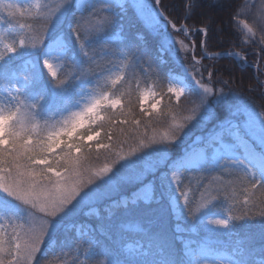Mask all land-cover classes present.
Segmentation results:
<instances>
[{
    "label": "snow or ice",
    "instance_id": "obj_1",
    "mask_svg": "<svg viewBox=\"0 0 264 264\" xmlns=\"http://www.w3.org/2000/svg\"><path fill=\"white\" fill-rule=\"evenodd\" d=\"M127 3L128 0H62L57 7L49 8L37 0L33 7L43 21L39 30L23 25L29 32L20 37L13 35L11 42H5L0 35V80L9 85L0 102V264H39L37 257L46 241L57 237L66 218L79 214L90 203L112 201L118 209L121 203L138 206L167 199L173 202L177 215L195 219L193 200L197 193L200 205L196 211H201L221 198L235 200L238 187L247 193L264 189V112H257L247 101L234 103L231 89L226 92L224 87H216L217 83L226 87L228 82L216 78L218 70L214 65L202 63L205 57L216 60L222 55H238L206 50L210 31L213 36L224 33L223 21L219 29H198L205 50L199 59L192 56L195 71L183 79L170 80L166 93L141 90L135 71L128 75L131 62L127 57L110 47L96 48L101 41L110 44L117 29L123 33L121 18ZM131 5L136 23L145 32L161 35L159 25L165 26L162 49L171 36L167 32L169 25L176 32H188L186 26L178 28L168 19L162 0H131ZM0 11L13 19L25 15V10L16 4L0 3ZM28 11L32 13V9ZM239 15H230L229 23L235 21L252 43L259 33V42L264 44V7L259 15H251L252 23L238 19ZM0 23L11 25L12 21L0 17ZM138 38L143 40V36ZM179 43L183 45V41ZM22 49L40 53L42 66L52 78L51 86L63 94L66 104L71 105L68 85L73 82L81 84V92L87 94L89 102L77 110H72L76 105L66 108L67 115L60 120H38L39 113L34 110L39 105L27 102L28 90L39 79L38 65L33 64L30 73L25 70L20 74L23 66L14 67L6 59ZM77 54L80 63L74 62ZM66 67L72 69L71 75L63 78ZM150 70L151 64L145 71ZM165 95L168 104L164 103ZM188 95H195L194 107L187 110L190 114L180 117L183 122H177L172 105L180 109L182 98ZM217 106H223L227 115L219 116ZM161 118L171 120L170 132L159 138L145 135L127 152L116 151L127 139H134L142 125L147 132L145 121ZM200 123L211 124L212 131L198 138L199 146L179 157L171 155L167 145L182 141L191 132L190 125ZM93 151L95 159L100 154L105 160L115 158L94 169ZM213 172L226 173L231 179H209ZM122 193L128 194L123 201L117 198ZM243 203L251 201L245 197ZM8 205H14L15 210L6 212ZM37 211L43 215L38 217ZM260 214L264 216V212ZM244 218L230 216L209 223L230 228L233 219ZM208 252H189L193 258L188 264H223L203 259ZM259 254V264H264V246ZM251 255L238 252L239 259H230L228 264H253ZM111 264L121 262L113 260ZM126 264L141 262L133 257ZM163 264L182 262L169 259Z\"/></svg>",
    "mask_w": 264,
    "mask_h": 264
},
{
    "label": "trees",
    "instance_id": "obj_2",
    "mask_svg": "<svg viewBox=\"0 0 264 264\" xmlns=\"http://www.w3.org/2000/svg\"><path fill=\"white\" fill-rule=\"evenodd\" d=\"M249 2L250 0H162V3L166 4V8L163 9L165 15L173 22H176L177 26L183 25L190 30L195 42L196 53L199 57L203 54L205 49L201 47V40L203 38L198 29L205 27H209L213 30L219 29L221 27V21H223L224 33L213 36L212 31L209 32L210 38L207 41V52H241L245 55L247 61L258 66L260 65L261 69L257 72L250 66L241 67L233 57L226 55H222V57H218L216 60L204 58L202 63L214 65L218 70L216 78L228 82L226 87L222 83H217L216 87L217 89L224 87L226 92L231 89L234 93L232 97L234 103H237V101H247L258 111L264 112V92L262 93V90H264V86L262 85V81H264V52L261 51V49H264V44L259 42V33L257 37L254 38L256 42L252 43L247 41L245 34L236 26L235 21L231 24L229 23V17L234 12L240 13L238 19H249L250 23L253 22L251 15L254 12H241L244 5ZM130 11L131 12H127L126 15L122 16V23L124 25V31L122 33L123 39L121 41L111 40V43L108 45H104L103 41H101L96 45V48L101 50L105 46L110 47L122 53L124 57H127L131 62L128 75L131 76L132 72L135 71L136 80L139 82L141 90L153 86L157 92L166 93L170 74L173 72L175 66L169 65L160 59L158 44L148 34H144V29L136 23L134 12L132 10ZM117 31L120 30L117 29L113 32L112 37ZM139 36H143V40H140L138 38ZM0 47H2V45ZM6 59L10 65H14V67L19 66L17 56ZM73 59L74 62H82L78 54L75 55ZM187 59L192 60L191 57H187ZM149 64H151V70L145 71V69H148ZM71 71V68H64L63 76L66 75V72L71 75ZM49 81V77H46L41 83L36 82L35 85L28 90V100H30L31 103L38 104L39 110H43L51 103L53 105L59 103L55 102L53 98V91L55 88L51 86ZM80 87L81 84L79 82L70 83L68 85V99L77 94ZM8 90V81L0 80V102H3V97ZM13 95H15V93H13ZM40 97H43V99L40 100ZM69 100L71 101V99ZM195 100V95L187 97L181 101L180 109H176L173 104V111L190 114L187 110L194 107L193 102ZM164 103L168 104L166 95L164 97ZM5 106L6 108L11 107V105ZM134 111H138V109H134ZM217 114L221 117L227 115L223 106H217ZM144 123L147 124L146 133L150 136L163 134L167 128L170 127V125H167L162 119L152 121L151 123L145 121ZM190 127L191 132H194L195 135H203L206 132L209 133L212 131V125L209 123H200L194 126L190 125ZM143 133H145V130L142 125L138 135L134 139H127L126 143L120 148L135 144L138 136L144 138ZM179 147L178 145H173L172 147L171 144L172 151L174 152V154H172L173 156L179 152ZM120 148H117V150ZM191 175L196 176L197 174L192 173ZM220 176H222L224 180L231 179L226 173L222 172H213L208 178L211 179L212 177ZM194 183L195 180H193V184ZM184 184H187L186 179ZM246 194L247 192L244 191L243 187H238L235 200L221 198L216 201L214 209L218 212L229 210L231 217L244 215V219H233L235 235H222L224 240L223 244L228 246L231 250L239 248V252H251L252 255L250 259L253 261V264H259L261 259L259 250L264 246V241L255 237L250 240L247 236L250 230H252V233L255 235L258 228L260 229L254 220L255 216H261V219L264 221V216L260 214L264 212V203H262V201H264V189L257 188L253 190L250 197L246 196ZM245 197H248L251 201L250 204L245 205L243 203ZM199 198V194L197 193L193 200L194 212ZM134 207L137 208L132 210L135 214L146 215L147 217L151 216L152 219L150 221H156V224H149L146 226V228L153 227L156 230L144 233L127 231L121 233V231L118 232L119 228H117L116 218L114 224H112L113 221L108 220V217L102 216L100 220L95 223V226L100 228L105 235L104 237L94 240V243H97L99 246L98 248L95 246L98 249L97 251L100 252L101 250L104 251L105 249L113 248L114 252L125 261L135 257L141 264H163L164 261L169 259L182 262V264H188V261L185 260L180 252V244H178L175 239V233L173 231L174 224L166 208L155 203L150 205L142 203ZM188 218L194 220L191 217ZM256 235H260V233ZM153 238L154 240H152ZM136 239H143L146 245L153 244V241H161V243L165 245V249L163 250L164 254L161 255L160 250L155 247H152V249L149 248L148 254L142 257L126 255L119 251V245H126L128 242L135 241ZM168 245H173V247H168V249L166 247ZM91 246L93 245H87L80 241L76 237V234L72 231L70 232V230L63 233L60 232L56 237L55 243L46 251V255L41 256L38 261L39 264H72L79 253ZM153 246H155V244H153ZM99 259L100 257L97 256L91 257L89 263L94 264L98 262Z\"/></svg>",
    "mask_w": 264,
    "mask_h": 264
},
{
    "label": "rangeland",
    "instance_id": "obj_3",
    "mask_svg": "<svg viewBox=\"0 0 264 264\" xmlns=\"http://www.w3.org/2000/svg\"><path fill=\"white\" fill-rule=\"evenodd\" d=\"M36 2L37 0H0V3L16 4L19 5L21 9L25 10L24 16L17 15L14 19L9 18L6 12L0 11V17H3V19L5 20L11 19L12 21L11 25L7 23H0V35H3L5 37V42H11L13 35H15L16 37L26 35L29 32V28L22 27L23 25H30L34 31L40 29L43 21L41 17L38 14H36L35 9L33 7L36 4ZM40 3L42 5H47L49 8H55L62 3V0H40ZM247 5H249V7L247 9L243 8L241 12H254L256 15H258L261 8L264 7V3H262V0H250V2L247 3ZM29 9H32L31 14L28 11ZM130 10H132L133 12L135 11L131 5V0H128V3L126 4V8L125 11L122 13V16L126 15L127 12H131ZM121 19L123 21V18ZM12 25H15V27H12ZM177 27L180 28L184 26L182 25ZM159 31L162 33L161 35H154L151 32H145V31L144 34H148L158 44V50H159L158 52L160 59L169 65L171 64L175 66L173 72L170 74L169 82L170 80L176 77L183 79L185 75H188L191 72L195 71V69L192 68V64L194 63L192 56L195 55L197 59H199L200 57L196 53L197 51L196 47L193 48L194 39L190 33V30L188 29L187 33L176 32L169 25L167 28V32L170 33L171 36L168 38V42L165 43L163 49L161 48V44L165 40V37L163 35V33L165 32V26L163 24L159 25ZM122 39H123V35L120 31H117V33H115L114 36L112 37V41H121ZM180 41H183V45L179 43ZM189 49H191V51H189ZM234 53H238V55L231 57H233L238 62L239 66L241 67L250 66L252 69H254L257 72L261 69L260 65L259 66L255 65L254 63H250L249 61L246 62L241 61L243 60L242 57H245L243 53L241 52H234ZM16 56L18 57L19 60V66L21 65L23 66L20 74H24L25 70L30 73L32 65L37 64L39 67V79L37 82L41 83L46 77H49L50 80L52 79L51 76L48 74L47 69L43 68L42 59L40 53H38L37 50L34 49L33 51H29L22 49L17 54H14L11 57H16ZM187 57L188 58L191 57L192 60H188ZM205 58L209 59L208 57ZM63 70H62V76H63ZM68 76H70V74L66 72V75H64L63 78H67ZM262 85L264 86V81H262ZM193 86H195L194 82H193ZM147 88L155 89L153 86ZM263 92L264 90H262V93ZM190 96L192 95H188L187 97ZM53 98L55 99V102H59V103L55 105L51 103L43 110H39V109L34 110L35 112L39 113L37 115V119L40 120L41 122L43 121V119L60 120L63 116L67 115L66 108L70 107L71 105H76V107H73L72 110H77V107H83L85 103L89 102L87 94L82 93L81 89L77 92V94L69 98L71 99V105L65 103L63 99V94L58 89H54ZM184 99L185 98H182V100ZM27 102L31 103L30 100H28ZM241 102L243 101H237V103H241ZM256 111L260 112L257 109ZM176 113L178 116L177 122H183L182 119H180V117H182L183 115H188L187 113H182L178 111H176ZM166 123L167 125H170V127H168L165 132H170V130L172 129L171 128L172 122L169 119ZM164 133L160 135L155 134L151 136L148 135V133H143V136L145 137L146 135L148 138L156 136L157 138H159L162 137ZM207 134L208 133L206 132L203 135H195L194 132H190L189 135L185 137L182 141H177L175 144H172V147L173 145H178L180 147L182 146L181 148L180 147L178 148L179 152L174 156L179 157L183 155L186 150H191L193 147L199 146L198 138L204 137ZM139 139H143V137L140 138L138 136L137 141ZM101 140H104L103 134L101 136ZM104 142L107 141L105 140ZM136 143L133 145L131 144L127 145L124 148H120L118 150L116 149V151L127 152L131 148L136 147ZM167 147L169 148L170 154L171 155L174 154L171 148V144H168ZM96 155H97L96 152L93 151L92 166L94 169L102 167L103 164L106 162L110 163L111 160L115 158L113 156L110 157L108 160H105L104 155L100 154V158L95 159ZM181 181L183 183L185 181V178L181 177ZM127 195L128 194L126 193H122L119 194L117 198L123 201L124 197ZM246 196L250 197L251 193H247ZM152 203L165 207L166 210L169 212L172 222L174 224L173 231L175 233V239L177 240L178 244H180L179 247L180 252L182 253L185 260H187L188 262L193 258L192 256L188 255V253L200 252L201 249L209 250V252L202 257L203 259H207L209 261L217 260V261H223V264H228V261L230 259L239 258L238 252L240 249L236 248L235 250L233 249L231 250L228 246H225L223 244L224 240L222 238V235H229V236L235 235L233 220L231 221L230 228H223L221 226H217L209 223V221L213 219H227L231 216L229 210H226L225 212L215 211L214 207L216 205V201H213L212 204L209 205L207 209L196 211V209L200 205V198H199L194 212L195 213L194 220H190L188 217L186 218L184 216L177 215L175 206L173 202L170 200L165 199L161 201L157 199L146 205H150ZM133 207L134 206L132 205H126L124 203H121L120 207L117 209L114 208L112 201L101 200L98 202L90 203L88 206H85L79 214L66 218L59 233L60 232L63 233L70 230V232L72 231L73 233H75L76 237L83 243H86L87 245L88 244L93 245L91 247L85 248L83 252L79 253L78 257L74 259L72 264H90L89 260L91 259V257L94 256L100 257L99 261L94 264H105L106 261L108 262V264H111L113 260H118L121 262V264H126V261L122 259L117 253H115L113 248L105 249L104 251L101 250L100 252L97 251L98 250L97 248L99 246L97 245V243H94V240L96 238L104 237L105 235L100 228H97L95 226V223L98 220H100V217L103 216V217H108V220L113 221L112 224H114L116 218L117 228H119L118 232L121 231V233H123L124 231L133 232V233H140V232L144 233V232H151L156 230L153 227L146 228V226H148L149 224L152 225L156 224V221L151 222L150 221L152 219L151 216L147 217L146 215H138L135 214L132 210H129L130 208ZM14 210H15L14 205H8L5 208L6 212L14 211ZM205 213L207 214L205 215ZM36 215L39 217L42 216L43 214L37 211ZM254 220L256 224H258L260 229L258 228V230L255 232V235L252 233V230L248 232L247 238L250 240L254 237L261 239V234L264 233V221L261 219V216L259 215L255 216ZM257 233L258 234L260 233V235H256ZM152 240H154V238ZM55 241L56 238H54L53 240L46 241L45 245L42 247L41 253L38 254L37 257L38 260L41 256L46 255V251L51 248V246L55 243ZM153 244H155V246H153ZM153 244L146 245L143 239H136L135 241H132L126 245H119L118 249L123 254L142 257L145 256V254H147L149 248L152 249V247H155L156 249L160 250L161 255L164 254L163 250L165 249V245L162 244L161 241H153ZM166 247L172 248L173 245H168Z\"/></svg>",
    "mask_w": 264,
    "mask_h": 264
}]
</instances>
